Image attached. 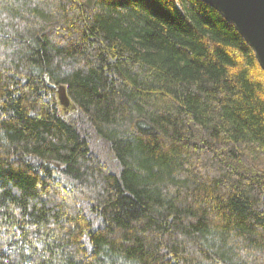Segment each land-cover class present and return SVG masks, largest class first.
<instances>
[{
  "label": "trees",
  "instance_id": "1",
  "mask_svg": "<svg viewBox=\"0 0 264 264\" xmlns=\"http://www.w3.org/2000/svg\"><path fill=\"white\" fill-rule=\"evenodd\" d=\"M0 264H264V71L216 9L0 0Z\"/></svg>",
  "mask_w": 264,
  "mask_h": 264
},
{
  "label": "water",
  "instance_id": "2",
  "mask_svg": "<svg viewBox=\"0 0 264 264\" xmlns=\"http://www.w3.org/2000/svg\"><path fill=\"white\" fill-rule=\"evenodd\" d=\"M216 9L243 37L264 71V0H201ZM61 105L70 101L64 86L58 87Z\"/></svg>",
  "mask_w": 264,
  "mask_h": 264
}]
</instances>
